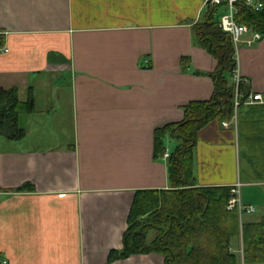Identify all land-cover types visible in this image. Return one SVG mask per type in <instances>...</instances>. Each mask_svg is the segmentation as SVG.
I'll return each instance as SVG.
<instances>
[{
    "label": "crops",
    "instance_id": "1",
    "mask_svg": "<svg viewBox=\"0 0 264 264\" xmlns=\"http://www.w3.org/2000/svg\"><path fill=\"white\" fill-rule=\"evenodd\" d=\"M205 12L202 0H0V90L25 102L32 89L36 103L19 123L26 138L0 140V264H109L122 251L135 194L170 187L154 131L213 96L217 62L192 33ZM251 38L237 72L262 104L243 106L235 128L200 132L194 173L200 187L254 188L257 201L241 191L243 204L264 210V167L244 181L240 167L264 156V37Z\"/></svg>",
    "mask_w": 264,
    "mask_h": 264
},
{
    "label": "trees",
    "instance_id": "2",
    "mask_svg": "<svg viewBox=\"0 0 264 264\" xmlns=\"http://www.w3.org/2000/svg\"><path fill=\"white\" fill-rule=\"evenodd\" d=\"M220 11V7L209 6L192 27L194 41L217 62L216 71L207 75L214 83L213 96L208 102L187 104L182 122L154 131L155 160L164 158L168 139L173 144L167 160L169 190L135 194L123 249L110 254L109 264L151 254L162 257L164 264H241L239 256L231 252L232 242L239 239L243 264H264V216L241 226L237 211L228 210L231 188L200 187L194 173L193 155L200 132L211 123L229 122L234 115L236 52L230 37L217 27ZM239 14L242 26L264 37V1L261 12L242 8ZM249 89L244 83L240 85L243 102L250 95ZM18 94L17 88L0 90V140L9 143L26 138L20 120L36 114L34 91L29 90L25 102ZM150 235L154 240L149 244Z\"/></svg>",
    "mask_w": 264,
    "mask_h": 264
},
{
    "label": "built area",
    "instance_id": "3",
    "mask_svg": "<svg viewBox=\"0 0 264 264\" xmlns=\"http://www.w3.org/2000/svg\"><path fill=\"white\" fill-rule=\"evenodd\" d=\"M263 1L264 0H202V3L207 9L210 7H220L222 12L219 13V22L217 23V27L225 34L230 37V40L235 49L242 43V38L248 34H252V38L250 41H247L246 44L248 47H252L255 43L261 40V35L255 33L253 30L248 29L245 26H242L239 22L240 11L242 8L248 9L254 13L261 12L263 9ZM8 51H5L7 53ZM233 83L235 85V97H234V109L235 114L230 123L236 125L237 116L236 113L241 106H252L255 104H262V97L260 95L250 94L246 100L243 102V95L240 92V85L244 82L241 78H239L238 72L234 73ZM229 124L223 123L222 126L227 128ZM169 156V151L166 152L165 159ZM242 185L237 184L231 192L232 197L229 201L228 209L229 210H237L240 214L252 215L256 213V210L252 207L246 208L241 205L240 200V189Z\"/></svg>",
    "mask_w": 264,
    "mask_h": 264
},
{
    "label": "rangeland",
    "instance_id": "4",
    "mask_svg": "<svg viewBox=\"0 0 264 264\" xmlns=\"http://www.w3.org/2000/svg\"><path fill=\"white\" fill-rule=\"evenodd\" d=\"M243 151L246 152V150H243ZM247 158H249L252 161H249ZM260 164L264 167V156L258 157L256 155L254 156L251 153V154H248V155L246 154V157L245 158L242 157V161H241V165H240V167L242 168L243 174H244L243 177H242V180L247 175L249 177V176H251L253 174L252 173V171L254 170L253 166H257V165H260ZM254 190L255 189L252 188V187L242 188L241 189V191L243 192V197H244V199H246V202L257 201L256 199H257L258 194ZM255 206H256V204H255ZM263 212H264V210H262L261 208H259V209H257V212L255 214H253L251 216H247L245 218V220L246 221L247 220L248 221H252V222L253 221H256V220H259L261 218V216H263ZM243 223H244V221H240L241 226H242ZM153 239H154V235H151L150 236V242H152ZM239 242L241 243V241H239ZM231 252H233L232 249H231ZM239 254H240V252H239ZM236 256H239V255H236ZM239 259H240V263L243 264V256L240 255L239 256Z\"/></svg>",
    "mask_w": 264,
    "mask_h": 264
}]
</instances>
